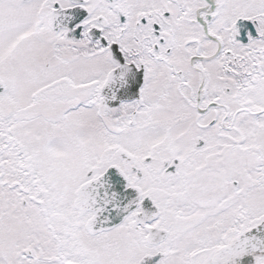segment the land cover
I'll return each instance as SVG.
<instances>
[{
    "label": "snow or ice",
    "instance_id": "snow-or-ice-1",
    "mask_svg": "<svg viewBox=\"0 0 264 264\" xmlns=\"http://www.w3.org/2000/svg\"><path fill=\"white\" fill-rule=\"evenodd\" d=\"M0 264H264V0H0Z\"/></svg>",
    "mask_w": 264,
    "mask_h": 264
}]
</instances>
